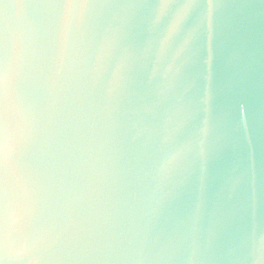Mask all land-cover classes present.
I'll return each mask as SVG.
<instances>
[{"label": "water", "instance_id": "95a60500", "mask_svg": "<svg viewBox=\"0 0 264 264\" xmlns=\"http://www.w3.org/2000/svg\"><path fill=\"white\" fill-rule=\"evenodd\" d=\"M0 264H264V0H0Z\"/></svg>", "mask_w": 264, "mask_h": 264}]
</instances>
